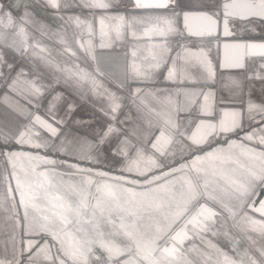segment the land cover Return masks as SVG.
<instances>
[{
    "label": "snow or ice",
    "instance_id": "obj_1",
    "mask_svg": "<svg viewBox=\"0 0 264 264\" xmlns=\"http://www.w3.org/2000/svg\"><path fill=\"white\" fill-rule=\"evenodd\" d=\"M78 3L91 21L65 15V0H11L8 11L0 0V82L10 76L9 91L23 82L37 99L50 94L43 114L36 103L21 123L0 125V212L11 214L13 229L11 257H0V264H264V41L223 43L217 68L205 51L171 39L218 41L222 25L227 41L237 22L264 32V0H209L200 11L181 9L182 28L176 0H132L127 22L109 14L111 0ZM21 7L17 19L13 11ZM42 9L63 26L51 30ZM133 23L147 25L149 41L159 40L144 45L139 63L134 47L133 62L116 75L102 67L106 38L115 32L120 39ZM69 26L76 29L71 38ZM9 34L21 37L19 43H9ZM33 34L60 45L64 62L42 55L51 50L30 42ZM132 38L140 39L135 32ZM4 48L21 59L31 49L41 64L18 66ZM226 69L261 81L259 92L245 94L233 79L239 106L232 93L217 99L210 82ZM89 96L92 119L97 112L103 117L94 143L78 133L82 121L74 119L77 104L69 99ZM174 96L183 104L175 106ZM220 236L227 248L212 239ZM189 240L200 243L187 246Z\"/></svg>",
    "mask_w": 264,
    "mask_h": 264
},
{
    "label": "crops",
    "instance_id": "obj_2",
    "mask_svg": "<svg viewBox=\"0 0 264 264\" xmlns=\"http://www.w3.org/2000/svg\"><path fill=\"white\" fill-rule=\"evenodd\" d=\"M5 5V11H8V5L11 3V0H2ZM29 3H33L34 0H28ZM68 7L64 10L65 15H75L79 14L82 18L86 17L89 21H91V14L87 9H84L79 6L78 0H65ZM113 4V9L110 11V15H124L126 17V22L131 20V11L130 5L131 0H111ZM209 3V0H176L177 11L181 12L182 10H202L205 5ZM175 6V5H173ZM39 7V5H37ZM24 9L21 7L19 10L13 11V16L15 18H19L23 15ZM52 10L42 9V22L49 26L51 30H55L62 25V22L57 20L55 16L51 14ZM112 23V22H109ZM147 25L143 23H133L130 29H122V36L120 39H117L115 36V32H111L109 37L106 38V44H110V47H106L103 52L104 55L101 57L102 67H104L107 71H110L116 75H120L128 64L133 62L132 52L134 47L137 48V63L141 62L143 56H145L146 49L144 45L149 42H158V37H153L151 41L147 37L144 36V32ZM180 27L181 20H180ZM232 29L235 31V36L233 39L243 40V41H264V32L261 31L259 27H256L255 32L247 31L245 22H237L231 25ZM97 35L94 39V43L96 44V50L99 53V24H96ZM9 30H5L7 33ZM76 31L73 27H68L67 33L71 38L73 33ZM135 32L140 39H133L132 33ZM6 39L9 43L15 40L19 43L21 37L14 35H7ZM173 42L181 41L188 45V48L192 51L203 50L208 54V57L212 60L214 65H217L218 68V56H220V48L219 52L217 49V43H221L222 39L219 37V40L215 37H188L186 34L183 39L179 36H174L171 38ZM35 40L40 41V45L50 49V53H43L42 55H50L57 62L63 63L66 59V56L60 55L61 46L56 44L53 40H50L46 37H40L39 34H33L30 38V42H34ZM5 56L8 60H15L17 65L24 66L25 68L31 69V65L34 62L37 66H40L41 62L38 58L33 57L32 50L30 49L24 59H21L20 56L14 51V49L4 48L3 49ZM254 69V65L249 61L247 72H252ZM50 70L45 71L44 79L46 81H50L51 76L47 74ZM35 71H33V76H35ZM245 70L242 69H226L222 73L217 70L216 79L214 82H210L211 90L217 94V99L220 97H228L230 93L233 94V97L236 99L235 106L238 107V97L240 95V88L232 83V80H238L240 82V86H242L244 93L246 94L248 90L254 89L257 93L261 87V81H249L245 79L246 76ZM12 75H15L13 73ZM231 77L232 79H229ZM33 78V77H28ZM25 78H22V80ZM11 82V77L8 76L2 82H0V125H4L6 127H14L15 125L21 123L24 118V114L27 111H35L33 108V104L39 103L41 105L39 111L43 114L44 109L48 105V100L50 99V94L46 93L45 96L41 99H37V97L31 94V90L27 87L23 82L17 84L16 91H9L8 84ZM159 88H169L170 85H166L163 82H159L157 84ZM57 90L63 91L62 88H58ZM175 89L173 88V91ZM7 97V100H5ZM71 100H75L77 104V109L74 114L75 120L82 121L78 129V133L80 135L85 136L88 140H91L93 143L95 142L94 136L92 134L93 129H95L102 121L103 117L100 116V113H95V119H92L94 109L92 107V103L94 102L89 96L87 100H80L76 97H69ZM175 102V106H180L184 102V98L181 97H173ZM147 103L153 105L155 107H159L156 105L155 101L151 98H147ZM126 112L127 109L125 108ZM183 113H181V118H183ZM132 116L135 118L136 113L133 111ZM121 119L123 116L121 115ZM140 127L144 130H148V125L146 122V118H141L137 121ZM119 126V125H118ZM126 123L123 127H127ZM115 147V144H113ZM35 151V150H33ZM92 155H96L95 150L92 151ZM103 159V157H101ZM101 165H97L100 167ZM51 168V166H48ZM1 171V169H0ZM11 214L8 212H0V257H11V244L9 242V238L12 234V222L8 219ZM231 222H229L230 224ZM217 228L220 227L219 224L216 225ZM255 235V234H253ZM259 240L258 237H256ZM214 242H216L221 247L227 248V244L222 236L212 238ZM8 242V243H7ZM187 246H191L193 243L199 245V240H189L185 242ZM9 244V245H8ZM7 249V250H6Z\"/></svg>",
    "mask_w": 264,
    "mask_h": 264
},
{
    "label": "water",
    "instance_id": "obj_3",
    "mask_svg": "<svg viewBox=\"0 0 264 264\" xmlns=\"http://www.w3.org/2000/svg\"><path fill=\"white\" fill-rule=\"evenodd\" d=\"M131 1H132V0H131ZM184 11H192V12H195V11H200V10H184ZM181 26L183 27V22H182V12H181ZM231 29H232V27H231ZM232 31H233L234 35H233L232 37L228 38V40L226 41L225 38H224L223 35H222V25H221V29H220V32H221V34H220V38L222 39V41H221V43H220V57H222L223 54H224V50H223V47H222L223 43H225V42H243V40L233 39V37L235 36V31H234L233 29H232ZM204 37H208V36H204ZM257 42H260V41H257ZM58 170H59V169H58ZM65 174H68V175H76V174H78V173H65Z\"/></svg>",
    "mask_w": 264,
    "mask_h": 264
},
{
    "label": "rangeland",
    "instance_id": "obj_4",
    "mask_svg": "<svg viewBox=\"0 0 264 264\" xmlns=\"http://www.w3.org/2000/svg\"><path fill=\"white\" fill-rule=\"evenodd\" d=\"M23 167H25V168H28V162H23ZM40 170H45V168H41ZM1 171H2V169H1ZM66 176H68V174H65ZM80 174L78 173V174H76V175H71L72 177H73V179H75L76 177H78ZM93 191H94V189H93ZM4 212H6L7 214H8V212L7 211H4ZM20 212H21V215L23 214V210L21 209L20 210ZM8 243V242H7ZM9 245V244H8ZM99 254V253H98Z\"/></svg>",
    "mask_w": 264,
    "mask_h": 264
}]
</instances>
